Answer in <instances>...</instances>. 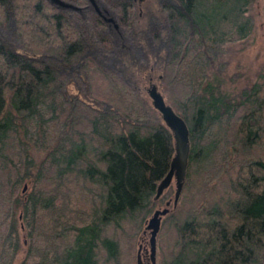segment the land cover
Returning a JSON list of instances; mask_svg holds the SVG:
<instances>
[{
  "label": "trees",
  "instance_id": "1",
  "mask_svg": "<svg viewBox=\"0 0 264 264\" xmlns=\"http://www.w3.org/2000/svg\"><path fill=\"white\" fill-rule=\"evenodd\" d=\"M252 2L163 6V91L191 146L180 202L160 232L174 235L163 264H264V72L238 92L210 73L228 44L253 32ZM64 4L0 0V27L13 19L19 44L0 37V264H135L174 133L136 84L86 53ZM123 12L134 25L135 5ZM148 40L161 54L162 36ZM43 55L73 65L85 97Z\"/></svg>",
  "mask_w": 264,
  "mask_h": 264
},
{
  "label": "rangeland",
  "instance_id": "2",
  "mask_svg": "<svg viewBox=\"0 0 264 264\" xmlns=\"http://www.w3.org/2000/svg\"><path fill=\"white\" fill-rule=\"evenodd\" d=\"M66 2L69 6L62 7L61 10L70 17L79 30L86 53L92 54L103 67L127 77L150 101L152 99L148 89L151 83L158 85L167 100L161 77L164 71L166 49L170 46V18L163 7L168 0H97L102 14L88 0L84 4H79L78 0H66ZM125 3L135 5L134 25L123 12ZM249 13L255 19V27L251 35L246 39L228 44L226 53L221 55L219 62L212 65L210 69L211 77L213 78L214 75L220 77L223 80V87L231 92H238L242 87L255 81L259 73L264 72V0H253ZM105 17H111L113 21L110 22ZM14 32L13 19L7 28L0 27L2 40L12 48L18 49L19 44ZM153 34L162 36L161 54L156 53L160 45L153 49L148 44V37ZM123 44L127 45V48H124ZM42 58L60 71L71 95L79 93L84 96L77 82L73 80L77 74L73 65L52 55H43ZM175 192L174 178L171 186L161 196L162 202L155 209L165 207L166 202L172 199L170 211H173ZM167 215L164 216L163 223ZM164 228L165 226H162L161 232L165 233ZM142 233L143 231L133 242L135 264H137V253L141 243L148 249L147 255L150 256L149 234L143 235L144 241H142ZM173 240L172 232L165 234L163 240L159 234L157 264H163L165 252L172 249L170 244ZM24 255L25 250L19 254L17 263Z\"/></svg>",
  "mask_w": 264,
  "mask_h": 264
},
{
  "label": "water",
  "instance_id": "3",
  "mask_svg": "<svg viewBox=\"0 0 264 264\" xmlns=\"http://www.w3.org/2000/svg\"><path fill=\"white\" fill-rule=\"evenodd\" d=\"M149 95L152 99L153 105L161 113L165 123L173 130L175 137V154L171 161L169 172L161 180L158 185L156 198L161 197L165 190L169 188L175 178L176 180V192L173 205L176 208L178 206L186 178L189 166L190 158V129L186 120L174 109V107L166 100V97L160 91L156 83H151L148 89ZM28 188V184L25 185L24 191ZM172 199L166 202V206L163 208H156L149 219L146 221L143 235L149 234L148 244L150 246L149 252L152 260V264H157V250H158V236L162 229L163 218L170 212V206ZM148 251L144 244L139 245L137 253V264H145L143 251Z\"/></svg>",
  "mask_w": 264,
  "mask_h": 264
},
{
  "label": "flooded vegetation",
  "instance_id": "4",
  "mask_svg": "<svg viewBox=\"0 0 264 264\" xmlns=\"http://www.w3.org/2000/svg\"><path fill=\"white\" fill-rule=\"evenodd\" d=\"M88 2H90L99 12H100V9H99V6H98V3H97V0H88ZM62 4V3H61ZM64 7H66V5L64 4L63 5ZM101 13V12H100ZM102 14V13H101ZM107 20H109L110 22H112L113 21V18H111V17H105ZM143 241V240H142ZM144 252V254H143V256H144V263L145 264H152V260H151V257L150 256H148L147 255V253H148V251H143Z\"/></svg>",
  "mask_w": 264,
  "mask_h": 264
}]
</instances>
